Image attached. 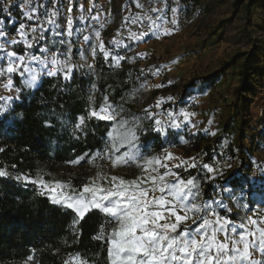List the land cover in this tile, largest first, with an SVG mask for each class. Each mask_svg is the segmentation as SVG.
Wrapping results in <instances>:
<instances>
[{
  "label": "trees",
  "instance_id": "1",
  "mask_svg": "<svg viewBox=\"0 0 264 264\" xmlns=\"http://www.w3.org/2000/svg\"><path fill=\"white\" fill-rule=\"evenodd\" d=\"M10 12L9 17L7 13L0 11V19L4 20L8 33H15V29L26 19L22 18L18 7H11ZM54 33H46L40 42L49 52H64L67 45H54L53 40L63 39L70 41L71 45L76 42L60 35L54 36ZM97 44L93 39L85 49L84 57H90L92 47ZM14 48L19 54L25 52L19 46ZM71 51L76 53L72 46ZM63 56L65 59L70 56L71 63L75 66L71 79L65 80L63 73L55 77L45 75L37 87L27 89L23 87V79L27 75L22 78L17 74L13 79L14 86L23 89L20 99L12 104L7 114H0V170L9 173L8 177H0V264H23L29 255L34 257V264H64L65 260L77 253L92 264H107L106 246L92 238L101 225L106 223V218L101 213L91 210L79 224L74 225L76 213L72 209L53 204L47 195L40 194L36 185L17 181L16 176H28L32 179L43 176L46 180L66 182L80 189L86 182L84 175H67L60 173L59 169L92 164L88 162L92 157L104 158L112 143V136L119 137L131 127H135L138 137L132 152L140 159L127 165L136 167L143 162V158L167 148H179L188 154L195 152L203 156L198 164H212L224 138L223 134L213 138V135L203 129L192 131L187 125L176 129L166 124L164 133L155 132V117L137 107V100L144 93L145 84L150 78L141 65V57L127 53L122 64L116 66L113 58L105 59L97 47L95 67L89 68L78 54L72 56V53H65ZM236 57L238 56L233 57L226 65L235 63ZM256 63L257 60L251 56L240 66V83L236 88V95L242 98L245 110L249 104L246 103L243 91L253 90L250 78L257 71ZM92 85L96 87L93 88ZM196 85L194 78L186 83L178 103L173 107L188 105L186 99ZM105 97L107 103L118 113L116 119H87L83 130L76 131L77 118L80 115L87 116L90 107L99 109L104 105ZM122 117L134 119L130 126L121 128ZM229 128L230 125L227 124L224 132L229 131ZM239 132L241 138L238 146L235 149L230 147L226 153L237 161L232 172H225L222 177L208 182L199 168L187 171L183 168L175 169L184 179L197 177L203 199L223 200L224 205L232 208L231 213L216 204H213V208L220 215L229 216L234 221H240L241 217L246 216L245 211L255 210L259 205L264 206V181L253 180L251 165L246 163L248 157L242 143L244 131ZM258 137L259 141L255 146L264 154V129L259 132ZM120 149L124 151L116 153L122 154L129 150L128 146ZM247 154L252 156L250 151ZM81 156L86 158L79 164L70 163ZM262 162L264 163V157ZM219 186L228 191H222ZM241 187L244 198L233 200L234 195L241 192ZM229 192L233 194L231 197ZM237 204L246 207H237ZM114 226L107 225L109 229Z\"/></svg>",
  "mask_w": 264,
  "mask_h": 264
},
{
  "label": "snow or ice",
  "instance_id": "2",
  "mask_svg": "<svg viewBox=\"0 0 264 264\" xmlns=\"http://www.w3.org/2000/svg\"><path fill=\"white\" fill-rule=\"evenodd\" d=\"M31 4L32 0H22L19 5L22 15L27 20L38 19L35 15L37 9L32 8ZM11 6H13V0H3L0 11L7 13L10 17ZM72 11L73 0H68L67 35L69 37L73 35ZM151 11H162V9L153 8ZM171 12L170 23L176 25L178 23L177 8H171ZM48 15L55 17L57 11L53 10ZM148 19L151 21L148 30L139 36L133 33V39L140 40L149 35V32L157 35L161 30L164 35L171 34L169 28L157 24V20L161 17L156 19L148 17ZM168 22L165 20V23ZM48 23L54 25L55 20L49 19ZM25 28L26 25L20 23L15 29L19 36L17 39L15 36H10L4 28V22L0 21V53H3L0 55V61H6L3 66H0V77H7L3 86L12 92L6 97L0 96V100L4 101V104L0 105V113L7 114L12 104L20 99L23 89L14 86L15 75L18 74L23 78L27 74V78L23 79V87L32 89L42 74L55 77L63 73L65 80L71 79L75 67L71 63L70 56L61 60L57 58V54H52L51 59L48 60L46 57L19 54L15 50H9V45L20 43L32 49L36 41L44 39V30L40 29V35L37 36L38 29L34 27L31 29L32 40H29ZM55 35L59 33H54ZM95 37L98 44L91 49L93 57L98 47L104 58L108 59L110 53L100 40V33L96 32ZM83 39L89 42L90 37L84 36ZM52 43L67 44V51L71 53L70 41L61 39L53 40ZM112 43L119 44V41L114 40ZM40 51L47 53L49 49L44 47ZM80 58L85 59L83 55ZM113 59L119 65V60L123 57H113ZM32 61L38 62L42 70L37 71L30 67L29 63ZM88 67L91 68L92 65ZM92 87L96 86L92 85ZM154 87L159 88L162 85L157 84ZM89 99L91 100V97ZM104 99L105 103L99 109L90 107L87 116L80 115L77 118L76 131L83 130L87 119L95 118L104 121L116 119L118 113L107 103V97ZM156 106H160V101H157ZM168 115L172 117V113ZM182 115L185 121H188L189 117L195 114L184 112ZM207 123L211 125L213 121L208 120ZM126 125V121L121 123V128ZM192 126L195 127V124ZM170 127L179 128L181 125L173 120ZM154 131L158 134L165 132L161 120H155ZM205 131L209 132L207 129ZM209 134L216 135L215 132ZM137 139L135 127L127 128V131L119 137L112 136V143L104 158L111 160L112 167L139 160L140 158L132 152ZM124 146H128L129 150L123 155H114ZM85 158L81 156L70 163L79 164ZM96 158L92 157L88 162L93 163ZM172 160H179V162L169 164ZM218 163L217 160L216 164ZM137 167L141 168V175L135 179L126 180L114 175L109 177L97 172L96 177L90 178V182L80 189L66 182L46 180L43 176L32 179L18 175L15 179L36 185L40 189V194L47 195L53 204L72 209L76 213L74 225L79 224L91 210L101 213L106 218V223L101 225L98 233L92 238L106 246L107 264H264V215L254 212L253 215L241 217L239 223L229 216L220 215L213 208V204L224 208L228 213L232 212V208L224 205L223 200H204L198 178L184 179L179 172L175 171L179 168L185 171L199 168L204 172L205 180L210 182L223 176L222 169L214 164H198L195 157L180 159L167 150L163 156L143 158V162L138 163ZM161 169L164 171L161 172ZM8 176L9 173L6 170H0V177ZM219 187L222 191H228L223 186ZM241 192H243L242 187ZM229 195L231 197L233 194L229 192ZM237 207H246V205L237 204ZM108 224L115 226L109 229ZM33 259L34 257L29 255L26 264ZM64 264H92V262L77 253L70 256L69 260H65Z\"/></svg>",
  "mask_w": 264,
  "mask_h": 264
},
{
  "label": "rangeland",
  "instance_id": "3",
  "mask_svg": "<svg viewBox=\"0 0 264 264\" xmlns=\"http://www.w3.org/2000/svg\"><path fill=\"white\" fill-rule=\"evenodd\" d=\"M88 1L89 4H94L102 11L104 8L109 9L111 5L114 18L110 19L107 26L92 28L88 34H85L89 28L90 12L86 14L83 9L84 19L73 22V35L68 36L67 39L77 41L81 35L85 34L90 37L99 32L100 40L109 49V46L113 48L114 45L111 39H108L112 31H118L122 26L128 25L131 32L139 36L148 30L151 24L148 17L152 19L161 17L157 20V24L169 28L171 34L164 35L162 30L157 35L149 32V35L139 40L142 42L141 45L137 40L133 46L135 51L129 52L141 57V65L147 72L154 75L151 81L146 82L145 91L137 100V107L148 111L156 120H161L164 126L170 125L175 120L181 125L176 129H182L187 125L192 131L207 129L209 133L215 132L216 135L213 138L223 134L224 138L219 144V154L214 157L212 162L214 166L222 169L223 173L232 172L235 168L236 158H231L226 153L230 147L235 149L238 146L241 138L239 130L244 131L245 136L242 143L245 148L244 153L248 157L246 163L251 165L253 180L264 181V163L262 162L264 154L255 146L259 141V132L264 129V0H198L196 2L195 0H119L121 2L119 5L116 4L118 0ZM21 3L22 0H13V6L18 7L22 12L19 7ZM85 4L86 0H73V9L81 8ZM138 5L140 6L138 7ZM2 7L3 0H0V8ZM31 7L37 9L35 15L38 19L27 20L22 15V18L26 19L23 23L26 25L25 32L29 40H32L33 37L32 28L38 29L37 36L40 35L39 30L43 29L45 38L48 32L61 31L63 23L67 21L68 0H32ZM173 7L177 8L178 23L176 25L170 23L171 8ZM153 8H159L162 11H151ZM53 10L57 11V16L50 17L48 14ZM49 19L55 20V24H49ZM117 19L120 21L119 25H117ZM133 19L136 22L130 24L129 21ZM165 20L169 22L165 23ZM0 21L4 22L2 19ZM102 36H104V40ZM16 38L19 39V36ZM41 41L43 40L36 41L32 49H28L23 43H20L9 45V50H15L14 47L19 46L25 49L24 54H34L50 60L53 53H42L40 51L43 48ZM82 41L84 42L83 37ZM67 49L68 45L63 53H72V56L78 54L81 57L80 52L82 51V55L85 56L86 48L84 46L82 49L74 48L76 53L72 51L69 53ZM123 52L124 50L122 51L120 48L117 53L115 52V57L124 59L127 54L125 55ZM235 56H238L236 57L237 61L226 65ZM251 56L257 60L255 64L257 71L250 78L253 90L243 91L246 103L249 104L245 110L242 98L236 95V88L240 83V66L247 57ZM57 58L64 60L65 56L57 54ZM90 58L83 59L87 65H91L92 59ZM123 59L119 60V65L122 64ZM5 63L6 61H0V66ZM113 63L119 66L114 59ZM38 65L39 63L36 61L29 63L30 67L38 68L37 70L41 71L42 66ZM5 78L6 76L0 77V82ZM192 78L196 79L197 85L186 99L189 104L174 108L173 105L178 103L183 86ZM5 82L0 84V88H2L0 96L2 97L11 94L4 88ZM157 84L162 87H154ZM157 101H160L159 107L156 106ZM0 104H4V101L0 100ZM184 112L195 115L185 121L182 115ZM168 113H172V117H169ZM191 117L194 120H191ZM133 119V117H122L121 122L127 121V126H130ZM208 120H212L213 123L209 125ZM193 124L195 127L192 126ZM227 124L230 125L229 131L224 132V127ZM165 150L180 159L195 157L197 163H200L203 157L195 152L188 154L179 148H167L151 156H163ZM121 151L124 150L120 149ZM248 151L252 156L247 154ZM114 155H123V153H114ZM217 160L218 164H216ZM178 162L179 160H172L169 161V164ZM228 164L231 166H226ZM59 171L67 175L82 174L86 177L85 184L90 182V178H95L97 172L126 180H132L141 175V168L138 169L135 165L121 164L112 167L111 160L104 158H96L92 164H80L69 169H59ZM242 198H244V194L238 192L234 195L233 200ZM254 212L264 215V206L259 205L255 210H247L244 213L247 216L253 215ZM235 222L239 223L240 221ZM26 261L23 264H26ZM27 264L34 263L28 261Z\"/></svg>",
  "mask_w": 264,
  "mask_h": 264
},
{
  "label": "built area",
  "instance_id": "4",
  "mask_svg": "<svg viewBox=\"0 0 264 264\" xmlns=\"http://www.w3.org/2000/svg\"><path fill=\"white\" fill-rule=\"evenodd\" d=\"M116 4L119 5V4H121V2L118 0V1H116ZM110 10H111V5H110ZM72 16H73V22H74L75 20L80 19V17H84V11L81 10L80 7H76L72 11ZM98 26H99V21L97 19L90 20L89 21V28H88L87 32H90V30L92 28H97ZM9 34H10V36L18 37V34L16 32L15 33H9ZM132 34L133 33L131 32V30H130L128 25L122 26V28L120 30H118V31H116V30L112 31V34L109 36V38L111 39V41H114V40L119 41V44H114L113 48L109 47V49H107L109 51V53H110L109 57H111V58L115 57V52L117 53L120 50V48H121L120 42L122 40H125L129 45L134 46V44L136 43L137 40L132 38ZM59 35L61 37H63V38H68V35H67V21L65 23H63V28L61 29ZM81 36H80L79 40H77L73 45H71L72 47L77 48V49H79V48L82 49L83 48L84 42L82 41ZM133 50H131V51H133ZM80 54H82V53L80 52ZM49 68H51V66H49ZM147 73H148V75H150V78L148 80L151 81V79H152V77H154V75L152 73H150V72H147ZM262 113H263V109H262ZM190 119L194 120L193 117H191Z\"/></svg>",
  "mask_w": 264,
  "mask_h": 264
},
{
  "label": "crops",
  "instance_id": "5",
  "mask_svg": "<svg viewBox=\"0 0 264 264\" xmlns=\"http://www.w3.org/2000/svg\"><path fill=\"white\" fill-rule=\"evenodd\" d=\"M89 1L88 0H86V4L85 5H83V9H84V11H85V13L86 14H88L87 12H90V14H89V18H90V20H92V17H96V19L99 21V28L100 27H102V26H107V24L109 23V21H110V19L112 20V18H114V15L112 14V11L110 10V8L109 9H106V8H104V10L102 11V10H100V9H98L97 7H93V5L94 4H89L88 3ZM117 16H118V14H117ZM132 22L134 23V22H136V20L135 19H133L132 21L130 20L129 21V23L130 24H132ZM119 23H120V21H119V19H117V25H119ZM97 27V28H98ZM89 32H85V34H88ZM101 33H102V31H101ZM85 34L84 35H82L83 37L85 36ZM82 36H81V38H82ZM101 36V35H100ZM92 39H95L96 40V37H95V35L94 36H90V40H89V42H85L84 44L85 45H83L84 46V48H87V46L89 45V43L91 42V40ZM102 39L104 40L105 38H104V36H102ZM108 39H110L109 37H108ZM97 41V40H96ZM139 41V40H138ZM98 42V41H97ZM140 42V41H139ZM141 43L142 42H140L139 43V45H141ZM120 45H121V48H122V51L124 50V54L126 55L127 53H129V52H131V50H133V46L132 45H129L125 40H122L121 42H120ZM106 47V49H108V46L106 45L105 46ZM110 47V46H109ZM134 51H135V49H134ZM50 53H55V54H61L62 56L63 55H65V53H63V52H50ZM81 53L83 54V52L81 51ZM81 54V55H82ZM91 58L90 59H92L91 60V65H92V67H95V59H94V57H93V55L91 54V56H90ZM79 58H80V56H79ZM49 59V58H48ZM40 65V64H39ZM38 65V66H39ZM38 69V68H37ZM36 69V70H37ZM37 71H39V70H37ZM45 75H41L40 76V79L38 80V82H37V84H36V86L35 87H37L39 84H40V82H41V80H42V78L44 77ZM7 80V77L4 79V80H2L1 82H0V84H2L4 81H6ZM34 87V88H35ZM2 88H0V90H1ZM11 94H12V92H10ZM0 105H3V104H0ZM0 114H2V113H0Z\"/></svg>",
  "mask_w": 264,
  "mask_h": 264
}]
</instances>
